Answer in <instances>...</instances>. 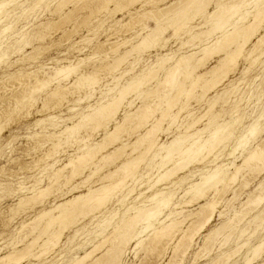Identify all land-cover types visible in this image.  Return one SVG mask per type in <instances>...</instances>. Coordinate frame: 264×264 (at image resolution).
Wrapping results in <instances>:
<instances>
[{
    "label": "rangeland",
    "instance_id": "1",
    "mask_svg": "<svg viewBox=\"0 0 264 264\" xmlns=\"http://www.w3.org/2000/svg\"><path fill=\"white\" fill-rule=\"evenodd\" d=\"M239 1L109 0L107 4L104 0H0V126H5L0 130V264H73L91 251L92 256L81 264L99 259L105 263L112 253L116 255L114 264H166L183 254L185 245L178 252L174 245L198 220L195 214L199 206L214 198L219 204L210 223L197 235L192 230L186 233L194 237L182 264H247L254 257V249L264 242V202L246 205V201L264 193V171L260 173V160L244 164V159L264 142V117L260 118L264 114V42L252 65L245 56L257 42L253 37L232 70V61L223 58L236 47V41L219 44L217 38L224 30L213 31V26L205 25L228 19L230 13L225 8ZM245 4L242 16L235 15L225 29L253 24L257 10L264 12V0H246ZM260 17L254 28L263 35L264 13ZM5 29L8 31L2 33ZM143 37L152 43L142 46ZM183 57L188 58L185 66L183 63L172 72ZM60 66H68L71 72L61 77L55 70ZM146 77L145 84L138 83L127 93L125 103H131L119 109L116 119L126 115L128 119L116 129L112 117L103 116L99 109L112 102L119 91ZM170 80L181 87L173 89L166 83ZM38 81L47 85L40 86ZM55 89L60 90L59 96L53 95ZM166 101L172 102L169 114L178 116L163 118L165 131L160 133L159 143L169 145L176 138L181 142L171 148L160 171L171 169L173 175L157 183L160 171L153 167L168 153L155 148L135 177L117 186L114 195L101 205L104 200L97 201L88 193L110 187L126 175L121 170L147 146L146 135L157 129L167 112ZM90 114L95 122L85 119ZM259 119L262 130L256 139L233 154L238 137ZM226 125L230 130L214 138L216 129ZM111 130H116L114 140L107 138ZM196 141L200 145L205 142L204 149L180 169L177 165L183 157L179 150ZM156 153L159 157L153 160ZM83 154L86 160L76 159ZM217 168L222 179L230 180L212 184L200 202L187 203L196 198L187 194L188 188L199 182L203 172L211 174ZM58 171L57 185L40 196L38 192L50 185ZM237 171L239 178L232 180ZM156 193L170 198L168 205L159 208L160 221L172 212H182L170 218L182 221L181 228L177 225V236L174 240L172 235L160 238L155 244L146 236L138 249L134 239L115 254L119 236H132L127 229L112 236L117 224L134 216L136 208L155 209L165 198L159 195L148 202ZM79 194L87 197L70 205L64 218L53 221L58 212L42 216ZM30 196L35 199L20 204V199ZM156 227L161 224L157 222ZM60 234L63 236L56 240ZM106 239L105 245L96 249ZM17 251H22L20 257H9ZM258 254L250 264H264V247ZM224 255H229V260Z\"/></svg>",
    "mask_w": 264,
    "mask_h": 264
},
{
    "label": "bare ground",
    "instance_id": "2",
    "mask_svg": "<svg viewBox=\"0 0 264 264\" xmlns=\"http://www.w3.org/2000/svg\"><path fill=\"white\" fill-rule=\"evenodd\" d=\"M107 4L109 3V0L107 1V0H104ZM111 1V0H110ZM129 2H136V0H128ZM199 1V0H198ZM245 1L246 0H240L239 2H234L233 3V5H231V6H229V7H227V8H225V6L223 7V8H221L220 10H222V9H224L225 8V10L227 9L228 11H229V13H230V17L228 18V19H225L224 20V18H223V21L219 24L218 22H217V20L214 18V21L216 20V22L215 23H206L205 25H210V26H213V31H215L214 29H220L221 31H223V34H222V36H221V38H217V42L219 43V44H222V43H228L229 42V45H230V43H231V45L235 42V43H237V44H235V48H233V49H231L225 56H224V58H223V61L224 60H226V61H232V63H233V65H232V70L234 69H236L237 68V60L239 59V57H241L242 55H244V53L246 52V49L247 48H249V46H250V42H251V40H252V38L253 37H256V39H257V42L254 44V45H251V48L249 49V51H248V53L246 54V56H245V58L247 59L246 61H248V60H252V62H251V64L253 65L256 61H257V55H256V53H257V51H258V49H259V47L261 46V44L264 42V34L262 35V34H259L258 35V33H259V30L257 29V28H254V24L258 21L257 19H258V15H259V17H260V14H261V12L262 13H264L263 11H262V9L261 8H259L257 11H258V13H257V15L255 16V20H254V23L253 24H250V25H248V26H245V27H241V28H239V29H236L235 27H233L232 26V28H229V29H225V27H226V25H227V23H228V21H230V19H233V17L235 16V15H237V14H239V15H241L242 16V11H243V9H245V7H246V4H245ZM252 1V0H251ZM128 2V3H129ZM137 2H140V1H137ZM210 2V1H209ZM197 3V2H196ZM195 3V4H196ZM249 3V2H248ZM132 5V4H131ZM198 5H200L199 3H198ZM206 5V4H205ZM247 5H249V4H247ZM96 7V6H95ZM121 7V6H120ZM191 7V6H190ZM197 7H199V6H197ZM202 7V6H201ZM263 7V6H262ZM124 8V7H123ZM122 8V9H123ZM184 8V7H183ZM189 10V9H188ZM220 10H218V11H220ZM224 10V11H225ZM76 11V10H75ZM186 12H187V10H185ZM217 11V10H216ZM26 12V11H25ZM200 12V11H199ZM226 12V11H225ZM183 13V12H182ZM217 13V12H216ZM160 14V13H159ZM158 14V15H159ZM177 14H180V13H177ZM198 14V13H197ZM215 14V12L213 13V14H211V16L210 17H213V15ZM161 15V14H160ZM186 15V14H185ZM227 15V14H226ZM152 16V15H151ZM190 16V15H189ZM140 17V16H139ZM150 17V16H149ZM157 17V16H156ZM162 17V16H161ZM172 17V16H171ZM180 17V16H179ZM262 17V16H261ZM260 17V18H261ZM152 19H153V17H151ZM160 18V17H159ZM147 19V18H146ZM149 19V18H148ZM170 19V18H169ZM192 19V18H191ZM219 19V18H218ZM239 19V18H238ZM92 20V19H91ZM177 19H175V21H176ZM189 20H190V18H189ZM188 20V21H189ZM220 20V19H219ZM191 21V20H190ZM211 21V20H210ZM221 21V20H220ZM238 21V20H237ZM130 22V21H129ZM161 22V21H160ZM186 22V21H185ZM206 22H208V21H206ZM67 23V22H66ZM17 24V23H16ZM163 24H165V23H163ZM167 24V23H166ZM187 24H191V23H187ZM233 24H235V23H233ZM141 25V24H140ZM157 25V24H156ZM170 26V25H169ZM180 26H182V25H180ZM202 26V25H201ZM158 27H159V25H158ZM162 28V27H161ZM165 28V27H164ZM168 28V27H167ZM167 28H165L166 30H167ZM205 28V27H204ZM162 30V29H161ZM165 30V31H166ZM220 30H218V32L220 31ZM4 32H2V33H5V32H7L8 31V29H5V30H3ZM145 31H147V30H145ZM149 31H151V30H149ZM153 31V30H152ZM211 31V30H210ZM209 31V29H208V31H206L207 33H209L210 32ZM217 31V30H216ZM29 32V31H28ZM155 32H157L158 33V31H155ZM159 32H161V31H159ZM204 32V31H203ZM203 32H202V34H203ZM206 32H204V33H206ZM151 33V32H150ZM161 33H163V32H161ZM143 34V33H142ZM214 34V33H213ZM206 35V34H205ZM209 35V34H208ZM211 35V34H210ZM151 36V35H150ZM159 36V35H158ZM154 37V36H153ZM201 37H202V35H201ZM144 38V37H143ZM142 38V39H143ZM146 38V37H145ZM145 38L142 40L143 42H141V44H142V46H149V44H151L152 42H151V40H145ZM151 39H153V38H151ZM158 39H160V37L158 38ZM192 39H194V38H192ZM156 40V39H155ZM152 41H154V40H152ZM158 42H159V40H158ZM149 43V44H148ZM189 43H190V41H189ZM194 43V42H193ZM67 44V43H66ZM140 44V45H141ZM217 46H218V44H217ZM141 47V46H140ZM224 47V46H223ZM228 48V47H227ZM232 48V47H231ZM262 48V47H261ZM208 48L206 47V50H207ZM222 49V48H221ZM218 50V49H217ZM209 51V50H208ZM204 52H207V51H204ZM209 52H212V51H209ZM219 52H221L220 50H219ZM196 53V52H195ZM204 54V53H203ZM219 54V53H218ZM190 55V54H189ZM188 55V56H189ZM195 55V54H194ZM206 55H208V54H206ZM193 56V55H192ZM123 59V58H122ZM122 59H120V60H122ZM188 58L186 57V58H182L175 66H174V68H172V72H173V70H174V72H176V71H178V69H179V67L183 64L184 66H185V62H186V60H187ZM191 59V58H190ZM168 60V59H167ZM220 61H222V60H220ZM222 61V62H223ZM225 61V62H226ZM166 62V61H165ZM224 62V63H225ZM219 63H221V62H219ZM79 64V63H78ZM115 64V63H114ZM137 64V63H136ZM220 65H222V64H220ZM247 65V64H246ZM182 67V66H181ZM72 68V67H71ZM221 68V67H220ZM244 69V68H243ZM242 69V70H243ZM55 70H57V72H58V75H62V74H64V73H66V72H71V70L68 68V66H60V67H57ZM74 70V69H73ZM104 70V69H103ZM180 70H182V68L180 69ZM218 70V69H217ZM247 70V69H246ZM212 71V70H211ZM210 71V72H211ZM249 71V70H248ZM56 72V73H57ZM246 72V71H245ZM208 73V72H207ZM232 73V72H231ZM70 74V73H69ZM218 74V73H217ZM234 74V73H233ZM242 74H245V73H242ZM246 74H247V72H246ZM58 75H56V76H58ZM65 75V74H64ZM189 75V72L188 71H186L185 72V76L187 77ZM206 75V74H205ZM204 75V76H205ZM86 76V75H85ZM62 77V76H61ZM167 77V76H166ZM208 77V76H207ZM223 77V76H222ZM79 78V77H78ZM89 78V77H88ZM203 77H201V79H202ZM206 78V77H205ZM33 79V78H32ZM85 79V78H84ZM83 79V80H84ZM92 78H90V80H91ZM146 79H147V77L144 79V80H139L138 82H136V83H133L132 85H130V86H128V87H125L124 89H122L121 91H119V95L116 97V98H114V100L112 101V102H108L107 104H105L104 106H102V108H100L99 110L100 111H102V113L104 112V113H106L105 115H104V113L102 114L103 116H105V117H107V115L109 116V117H112V119H113V121H115L116 123V129H119L121 126H122V123L121 122H126L127 121V115L123 118V119H121L120 121H118L117 119H116V116H117V114L119 113V109L120 108H122V107H125V106H129L130 105V103L131 102H127V103H125V99H126V95H127V93L129 92V91H132V89L134 90V86H137V84L139 83V85L140 84H145V82H146ZM35 80V79H34ZM78 80V79H77ZM116 80V79H115ZM57 81V80H56ZM85 81V80H84ZM94 81V80H93ZM39 82V84H41L40 86H46L47 85V83H45V82H42V81H38ZM89 82V81H88ZM36 83V82H35ZM166 83H170L171 84V86L173 85V89H174V86L175 87H178V88H180L181 87V85L178 83V84H175L174 82H173V80H170V81H166ZM207 83V82H206ZM212 83V82H211ZM215 83V82H214ZM199 84V83H198ZM81 85V84H80ZM138 85V86H139ZM193 85V84H192ZM210 85V84H209ZM212 85V84H211ZM39 88V87H38ZM81 88V87H80ZM172 88V87H171ZM213 88H214V86H213ZM212 88V89H213ZM176 89V88H175ZM210 89H211V86H210ZM251 89V88H250ZM179 90V89H178ZM234 90V89H233ZM190 91V90H189ZM191 91H192V89H191ZM32 93V92H31ZM52 94V93H51ZM51 94H49V95H51ZM59 94H60V90L59 89H55L54 90V92H53V95L56 97V96H59ZM77 94V93H76ZM151 94V93H150ZM48 97V96H47ZM54 97V98H55ZM167 99V98H166ZM165 100V99H164ZM163 102V101H162ZM165 104H166V106H167V112L162 116V119H160L159 120V124L157 123V129H151L152 131L151 132H149L146 136H148V138H147V146L144 148V150H143V152H141V153H139L134 159H132L130 162H128L125 166H124V168H123V170H121V171H124V173L126 174L124 177H122L120 180H118V181H116V182H114V183H112V184H109L110 185V187H104L103 186V188L101 187V189L100 190H97L96 192H93V191H95V190H93V191H91L90 193H88V195H90L91 196V198H97L98 200L97 201H100L101 202V200H104L103 202H102V204L101 205H103L108 199H110L111 197H112V191L117 187V186H119V185H123L125 182H126V180L128 179V178H134L135 177V175H136V173H137V171L139 170V168H140V166L142 165V163H144L146 160H147V157L151 154V152L155 149V148H158L159 150H165L168 154H167V156L166 157H163L162 158V160L160 161V162H156L155 163V165H154V167L153 168H156V169H158L159 171L163 168V164L165 163V161H166V159H168L167 157H169V154L172 152V150H171V148L173 149L174 147L173 146H175V145H178L181 141H179L178 140V138H176V139H174V140H172V142L169 144V145H165V144H160L159 143V141H160V133L162 132V131H165V129H163L162 128V125H161V121L162 120H164L165 119V117H172L171 119H176L177 118V116H175V115H170L169 114V109H170V107H171V105H172V102H170V101H166L165 102ZM117 106V108L116 109H114L113 107L114 106ZM182 108H184V107H182ZM214 108V107H213ZM148 110V109H147ZM171 111V110H170ZM183 111V110H182ZM264 112V111H263ZM233 114V113H232ZM101 115V114H100ZM145 115H146V113H145ZM104 117V118H105ZM264 117V114H263V116H261L260 118H263ZM98 118V117H97ZM148 118H150L151 119V117L150 116H145V119L146 120H148ZM164 118V119H163ZM85 119H87V120H91V121H94L95 122V117L92 115V114H90V115H87V116H85ZM100 119V118H99ZM130 119V118H129ZM106 120V119H105ZM107 120H109V119H107ZM106 120V121H107ZM99 121H101V120H99ZM238 121H239V119H238ZM102 122V121H101ZM147 122V121H146ZM150 122V121H149ZM259 122H260V119L258 120V121H256V122H254V123H252V124H250L246 129H245V131H244V133L243 134H241L239 137H238V139H237V143H236V149H234L233 150V154L238 150V149H240V148H243V147H245V145H247L248 144V142L250 141V140H252V139H256V137H257V135L260 133V131L262 130H260L259 129V127H260V125H259ZM172 123V122H171ZM227 124V123H226ZM98 125H100V124H98ZM173 126V125H172ZM231 126V125H230ZM155 127H156V125H155ZM5 128V126H0V130H3ZM184 128V127H183ZM228 130H230V128L226 125V126H221V127H218V129H216V132L213 134V136H214V138H216L217 136H219V135H223L224 133H226ZM150 131V130H149ZM169 131V130H168ZM166 133V132H165ZM219 134V135H218ZM264 134V133H263ZM231 135V134H230ZM54 136V138H55V135H53ZM90 136V135H89ZM57 137V136H56ZM59 137V136H58ZM144 137V136H143ZM52 138V137H51ZM107 138H109V140H114L115 138H116V130L115 131H113V130H111V131H109L108 133H107ZM222 138V137H221ZM220 138V139H221ZM218 139V138H217ZM224 140V136H223V138L221 139V141H223ZM55 141V140H54ZM57 141V140H56ZM198 141H200V139L198 140ZM198 141H196L194 144H190L191 146L190 147H188L186 150H182V149H180L179 150V153H180V156H182L183 158H182V160H181V162H179L178 163V165L177 166H180V169H182L183 170V167L185 168L186 166H184L183 164L184 163H188L189 164V162H191L192 160H193V158L195 157V156H197V154H199V153H201V151L204 149V147H205V142H204V144H201L200 145V143L198 142ZM214 141V140H213ZM219 141V140H218ZM43 142V141H42ZM107 142V141H106ZM211 142V141H210ZM209 144V143H208ZM84 145H85V143H84ZM83 145V146H84ZM100 145V144H99ZM105 145V144H104ZM212 145V144H211ZM98 146V145H97ZM106 146V145H105ZM112 146V145H111ZM206 146H207V144H206ZM101 147V146H100ZM133 147V146H132ZM246 148V147H245ZM133 150H134V148H133ZM241 150V149H240ZM49 152V151H48ZM51 153V152H50ZM93 155V154H92ZM203 155V154H202ZM159 157V155H158V153H156L155 155H154V158H153V160H155V159H157ZM171 157V156H170ZM232 158V157H231ZM76 159L77 160H86V154L84 155H79V156H77L76 157ZM195 160V159H194ZM252 160H260L261 162H262V170L260 171V173L261 172H263L264 171V142L262 141V143H260V144H258V145H256V147L255 148H253V149H251L249 152H248V154H247V156L245 157V159H244V164L247 162V161H252ZM71 162H74L73 160L72 161H70V165H71ZM249 163V162H248ZM255 163V162H254ZM91 164V163H90ZM188 164H186L187 166H188ZM244 164H243V166H244ZM251 165V164H250ZM175 166V165H174ZM243 166H241V167H243ZM221 167V166H220ZM231 167V166H230ZM249 167V166H248ZM178 168V167H177ZM240 168V167H239ZM174 169V168H173ZM172 169V170H173ZM218 169L219 168H217V170H215V171H213L211 174H208V173H205V172H203V176H202V178L199 180V182H197V183H195V184H192L189 188H188V190L186 191L187 192V194H192V195H194L196 198L194 199V198H192L189 202H187V203H193L194 201H196V200H198V202H200L199 200H202V199H204L205 197H206V194H207V190L208 189H210L212 186V184H214L213 186H218L220 183H224V184H226L227 182H228V180H230V179H228V180H224V179H222V176H221V174H222V172L221 171H218ZM175 170V169H174ZM179 170V169H178ZM238 170H240V169H238ZM118 171H119V169H118ZM79 172V171H78ZM72 173V172H71ZM239 171H237V172H235V174H233L232 175V180H236L237 178H239L238 176H239ZM59 174H60V171H58V173H55L54 175H52V179L50 180V185L48 186V187H46V188H44V189H41V191L40 192H38L39 194H40V196L41 195H43V197H44V195L46 194V193H49V190L51 189V185H57V183L59 182V180H58V178H59ZM159 180L157 181V183H159L160 181H162V179H164V177L165 178H167V177H169V176H172L173 175V173H171V169H167V170H163V171H160L159 172ZM242 174V173H241ZM78 175V174H77ZM114 175V174H113ZM150 174H148V176H149ZM73 176V175H72ZM91 176V175H90ZM76 177V176H75ZM72 178V177H71ZM111 178H112V176H111ZM88 180V179H87ZM86 180V181H87ZM109 180V179H108ZM170 180V179H169ZM150 181V180H149ZM85 183V182H84ZM157 183H155V184H157ZM242 183V182H241ZM154 184V185H155ZM108 185V186H109ZM154 185H153V187H154ZM247 185V184H246ZM263 185V184H262ZM262 185H261V187H262ZM2 187V186H1ZM150 187H152V186H150ZM23 188V187H22ZM26 188V187H25ZM22 190V189H21ZM149 190V189H148ZM255 191V190H254ZM95 193V194H94ZM38 194V195H39ZM222 194V193H221ZM114 195V194H113ZM159 195H163V196H165V194H161V193H156L155 195H153L150 199H148V202H150V200H154L157 196H159ZM254 195V194H253ZM85 197H87L85 194H79L78 196H74V198L73 199H70V200H67V201H64L63 203H61V204H59V205H57V206H55V208H52V209H50L48 212L47 211H45V213L42 215V216H47L49 213L51 214V213H54V212H58V214H57V216L56 217H54L52 220L53 221H55V220H58V219H60V218H64L68 213H69V211H68V207L70 206V205H73V204H75V203H78V202H81V201H83V199H85ZM90 198V199H91ZM33 199H35V196H30V197H25V198H22V199H20V204L21 205H23L24 203H28V202H30L31 200H33ZM185 199V198H184ZM27 201V202H23V201ZM93 200H95V199H93ZM183 200V199H182ZM206 200V199H205ZM86 201V200H85ZM169 201H170V198L169 197H166L165 196V198H163V200L161 201V202H159V204H157L156 205V207H155V209H143V208H141V207H139V208H136L135 209V215L134 216H131V217H128V218H124L123 220H121V222L122 223H119V224H117V226H116V228H115V230H114V233L112 234V236L113 235H116V234H118V232H120L121 230H128V231H130V234L132 235L131 237H126V236H119V237H121L120 239V242H119V246L117 247V249H116V253L115 254H119L120 253V251L123 249V248H125L126 246H128V244L130 243V241H133L134 239H136L137 241H136V248L138 249V248H140V246L143 244V242H144V240H143V237H146V236H148L147 238H149V239H152V241H153V244H155V243H157V241H159L160 240V238H163V237H167V236H170V235H172V240H174V238H175V236H177V234L176 233H178V226L177 225H180V227L179 228H181L182 226H181V222H177V221H172L170 218L172 217V215H175V216H177V215H179V214H181L180 212H176V213H170V215H168L167 217H166V219L165 220H163V221H160L159 220V216H161V212L159 211V210H161V209H159L160 207H163V206H165L166 204L168 205V203H169ZM147 202V201H146ZM183 202V201H182ZM247 203H246V205H252L253 203H255V205H260V204H262L263 202H264V193H260V194H257L256 196H251L250 198H248V200L246 201ZM219 204V202H218V200H216V198H214L213 200H210V201H207L204 205H201V206H199L200 208H199V211L198 212H196V214H195V216H196V220L197 221H195V222H193L192 224H194V225H189V226H191V227H189L185 232H183L182 233V236H181V238L179 239V242L177 243V245H174V251L175 252H178L180 249H182L181 247L182 246H184L185 245V247H186V249L185 248H183L184 249V252H183V254H181V256H180V258H178L177 256H174L173 258H171L170 259V261L168 262V263H166V264H182L183 263V259H184V256L186 255V253H187V250H189V248L191 247V244H192V242H193V237H189L186 233H188L189 231H191L192 230V232H193V234H198V233H200L209 223H210V221L212 220V217H213V214H214V211H215V209L217 208V205ZM184 205H185V203H184ZM83 206V205H82ZM178 206H179V204H178ZM261 207V206H260ZM70 208V207H69ZM154 208V207H153ZM254 208H256V207H254ZM73 209V208H72ZM254 210V209H253ZM217 211V210H216ZM236 212V211H235ZM238 213V212H237ZM252 213V212H251ZM84 214V213H83ZM250 214V213H249ZM248 214V215H249ZM174 216V217H175ZM190 216V215H189ZM246 216V215H245ZM78 217V216H77ZM77 217H75L74 219H76ZM80 217V216H79ZM192 217H193V215H192ZM40 218V217H39ZM50 219V218H49ZM186 219V218H185ZM188 219V218H187ZM191 219H194V218H191ZM190 218L188 219V221L189 220H191ZM45 220V219H44ZM170 220V221H169ZM169 221V222H168ZM184 221V220H183ZM131 222H135L134 224L132 223L131 224ZM157 222H159V224H161V227H156V223ZM186 222H187V220H186ZM64 223V222H63ZM67 223V222H66ZM55 224H57V223H55ZM70 224V223H69ZM191 224V223H190ZM234 224V223H233ZM41 225V224H40ZM61 225V224H60ZM138 225H141L140 227L138 226ZM35 226H37V225H35ZM55 226V225H54ZM57 226V225H56ZM59 226V225H58ZM64 226H67V224H65ZM137 226L139 227L138 229H137ZM193 226H195L194 227V229H192L193 228ZM223 226V225H222ZM40 228V227H39ZM62 228V227H61ZM45 229H47V227H45V228H43V231H45ZM50 229V228H49ZM177 229V230H176ZM65 230V229H64ZM51 231V230H50ZM63 232V231H62ZM150 232H153L152 233V235H148ZM43 233V232H42ZM48 233H50L49 231H48ZM244 233H246V232H244ZM243 233V234H244ZM39 234V233H38ZM151 234V233H150ZM40 235V234H39ZM38 235V236H39ZM190 235V234H189ZM63 235L62 234H60V235H58L57 237H56V240H59L61 237H62ZM210 236V235H209ZM208 236V237H209ZM42 237V236H41ZM47 237V236H46ZM118 237V238H119ZM207 237V238H208ZM111 238V237H110ZM52 239H55V238H52ZM164 239V238H163ZM116 240V239H115ZM53 241V240H52ZM45 242V241H44ZM48 242H51V240H48ZM107 242V239L106 240H104V242H102L101 244H99L97 247H96V249H101V246L103 247L104 245H105V243ZM205 242H207V240L205 241ZM54 243V242H53ZM115 244V243H114ZM187 244V245H186ZM11 246V245H10ZM116 246V245H115ZM152 246V245H151ZM166 246H169V245H166ZM264 247V242L263 243H261L260 245H258V246H256V248L254 249V257L252 258V259H249L248 260V263L247 264H250L251 262H252V260H254V259H256L257 258V256L259 255L258 253L261 251V248H263ZM116 248V247H115ZM239 248V247H238ZM46 249V248H45ZM44 249V250H45ZM135 249V248H134ZM142 249V248H141ZM149 249H152V247L151 248H149ZM240 249V248H239ZM41 250V249H40ZM43 250V249H42ZM95 251V250H94ZM113 251H114V249H113ZM151 251V250H150ZM22 251H17V252H15V253H12V254H10L9 255V257L10 258H16V257H20L19 255H20V253H21ZM94 252H90V253H88L87 255H85L84 257H82L81 259H79L78 261H75L73 264H81V263H83V262H85L87 259H89L91 256H92V254H93ZM153 255H155V254H153ZM105 256V255H104ZM148 256V255H147ZM228 256V260H229V255H227ZM226 255H224V257L226 258L227 257ZM144 257V256H143ZM150 258V257H149ZM151 258H153V257H151ZM237 258V257H236ZM115 259H116V255H114L113 253H112V258H111V260H106L105 261V263H103L101 260L102 259H99V260H96L95 262H92L91 264H114V261H115ZM142 260V259H141ZM139 261V262H142V261ZM144 260V259H143ZM146 260V259H145ZM144 260V261H145ZM161 260V259H160ZM220 261L222 262L223 260H221L220 259ZM227 261V260H226ZM149 262V261H148ZM216 262V261H215ZM218 262V264H219V261H217ZM223 262H225V261H223ZM153 263V262H152ZM214 264H216V263H214ZM221 264V263H220Z\"/></svg>",
    "mask_w": 264,
    "mask_h": 264
}]
</instances>
